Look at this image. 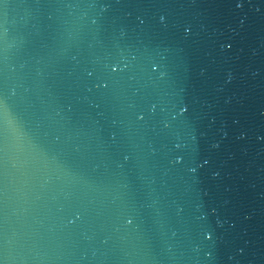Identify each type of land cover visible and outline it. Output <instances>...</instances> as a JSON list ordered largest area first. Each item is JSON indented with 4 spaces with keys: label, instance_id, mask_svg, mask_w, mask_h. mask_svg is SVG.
I'll return each instance as SVG.
<instances>
[{
    "label": "water",
    "instance_id": "water-1",
    "mask_svg": "<svg viewBox=\"0 0 264 264\" xmlns=\"http://www.w3.org/2000/svg\"><path fill=\"white\" fill-rule=\"evenodd\" d=\"M0 264H264V0H0Z\"/></svg>",
    "mask_w": 264,
    "mask_h": 264
}]
</instances>
